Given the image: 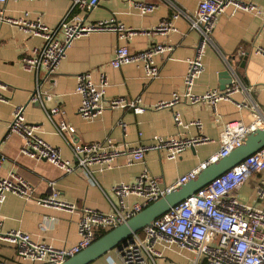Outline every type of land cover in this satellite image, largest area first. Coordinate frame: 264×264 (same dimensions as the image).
<instances>
[{"label": "crops", "instance_id": "1", "mask_svg": "<svg viewBox=\"0 0 264 264\" xmlns=\"http://www.w3.org/2000/svg\"><path fill=\"white\" fill-rule=\"evenodd\" d=\"M137 1L149 2L156 7L151 12L139 14L133 6ZM199 1L100 0L92 10L84 12L87 21L115 17L139 33L122 39L114 32L94 31L74 39L53 77L41 82L40 105L31 99L36 92L34 74L24 70L20 56L39 46L41 38L22 27L1 23L0 93L5 100L0 101V153L3 156L0 176L14 171L31 185L34 197L48 196L55 190L62 200L78 207L86 206L108 212L112 209L111 203H118L111 187L120 182H133L143 169L169 185L208 159L220 147V133L225 123L241 120L248 124L252 120L249 108L241 107L238 103L255 102L264 110V55L254 51L256 46L264 49V16L233 10L229 5L216 21L211 35L212 43L206 47L202 57L203 70L192 91L200 94L208 89L227 87L235 75L249 90H236L230 99L218 101L215 109L205 102L190 104L183 100L172 107L147 109L140 114L107 108L94 120H85L78 115L80 96L75 90L76 79L78 74L85 71H91L94 81H98L100 74L105 75L106 100L116 96L127 99L140 97L145 104H154L169 100L174 92H183L187 60L195 53L198 32L189 29L183 15L174 22L176 31L167 34L147 31L162 18H170L177 10L192 14ZM239 1L253 2L264 9V0ZM69 6V0H9L1 4L0 9L5 15L15 18L28 12L30 19L40 18L45 24L53 26ZM156 43L170 46V49L154 57L158 66L155 78H147L142 67L136 64L128 63L118 68L109 65L119 46H125L130 51H140ZM239 49L244 50L245 54L238 55ZM17 106H23L26 120L37 125L38 134L57 147L62 158L72 162L75 159L70 144L55 132L46 115L45 111L52 107L58 106L63 114L57 117H62L75 129L74 133L66 134L69 142L88 143L110 137L115 145L122 147L124 144L134 146L140 142H149L156 135H200L207 139L188 147L176 160H168L157 151L147 152L141 162H134L130 156L122 155L109 170L100 171L97 166H93L94 180H90L80 171L65 173L45 159L30 158L20 152L21 136L7 135L8 122ZM173 111L180 113L184 123L199 120L201 127H177L172 117ZM119 121L125 123L124 129L118 125ZM257 183L258 174H253L236 190V195L243 201L262 206L264 202L257 200ZM137 200L129 196L126 204L129 206ZM78 219L77 210L71 212L56 209L12 193H7L5 200L0 203V221L4 230L19 229L29 233L34 240L51 244L55 248H68L77 243ZM171 253L178 252L170 250L165 254L170 256ZM190 256L187 255V258ZM116 258L115 250L112 249L90 264H109ZM3 263L32 264L19 259L12 244L0 241V264Z\"/></svg>", "mask_w": 264, "mask_h": 264}, {"label": "built area", "instance_id": "2", "mask_svg": "<svg viewBox=\"0 0 264 264\" xmlns=\"http://www.w3.org/2000/svg\"><path fill=\"white\" fill-rule=\"evenodd\" d=\"M7 1L9 0H0V5ZM69 1V8L53 26L45 24L40 18L30 19L28 12H23L22 16L15 18L5 15L0 9V24L7 22L22 27L41 38L39 46L20 56V63L24 70L32 72L35 77L36 92L32 95V100L42 99L41 82L53 77L60 63L66 58L67 50L74 39L94 31L114 32L122 39H128L139 33L125 26L115 17L94 22L87 21L84 12L92 10L100 0ZM229 5L233 7V10L264 16V9L253 2L200 0L192 14L177 10L170 18H162L147 31L152 34L176 31L174 22L183 15L188 21L189 29L198 32L199 40L195 46V53L187 60L183 92H174L169 100L154 104H145L140 97L127 99L116 96L106 100L105 75L100 74L98 81H94L91 71H85L78 74L76 79L75 90L80 96L78 115L85 120H94L107 108L129 110L140 114L147 109L158 110L172 107L183 100L190 104L205 102L215 109L218 101L230 99L231 94L236 90L240 88L249 90L250 88L244 86L235 75L230 84L222 90L212 88L200 94L192 91L196 79L203 70L202 57L206 47L212 43L211 35L216 21ZM133 6L139 14L151 12L156 7L145 1L134 2ZM169 49L170 46L161 43L153 44L140 51H130L125 46H119L115 49L109 65L118 68L128 63L136 64L142 67L147 78H155L158 74V66L154 62V57ZM254 51L264 55V49L260 46H256ZM237 53L244 55L245 51L239 49ZM4 100L0 93V101ZM238 105L249 108L252 120L248 124L241 120L225 123L220 133V147L208 159L180 175L169 185H165L160 177L143 169L133 182H120L111 187L118 203H111L112 209L108 212L86 206L78 207L62 200L55 190L48 196L34 197L31 185L18 173L11 171L0 176V203L5 200L7 193H12L26 199H34L38 204L56 209L79 211L77 227L79 239L71 247L55 248L51 244L34 240L29 233L19 229L4 230L1 221L0 241L12 244L16 256L21 260L32 264H61L92 243L100 232L125 223L129 217L148 204L194 179L201 169L240 146L248 134L264 127V110L260 109L255 102L244 101ZM45 112L55 132L70 144L74 162L62 158L59 149L38 134L37 125L26 120L23 106L15 107L7 125V135L21 136L20 152L28 157L45 159L65 173L80 171L90 180H94L93 166H97L100 171L109 170L113 162L122 155L130 156L134 162H141L147 152L157 151L168 160H176L188 147L207 139L200 135L195 137L180 134L156 135L149 142H140L134 146L124 144L122 147L115 145L110 137L88 143L69 142L66 134L74 133L75 129L62 117H57L62 116L63 111L56 106ZM172 117L177 127L194 126L197 129L201 127L199 120L184 123L177 111L172 112ZM118 125L125 128V123L122 121H119ZM2 159L3 156L0 153V161ZM253 174H258L257 200L264 202L263 147L138 232L133 233L131 240L121 248L114 249L117 258L111 260L109 264H156L157 260L165 258V253L170 250H176L179 253L187 251L192 254L193 257L189 258L188 264H264V203L262 206H257L256 203L243 201L236 195V190ZM129 196H134L138 200L128 206L126 198Z\"/></svg>", "mask_w": 264, "mask_h": 264}, {"label": "water", "instance_id": "3", "mask_svg": "<svg viewBox=\"0 0 264 264\" xmlns=\"http://www.w3.org/2000/svg\"><path fill=\"white\" fill-rule=\"evenodd\" d=\"M231 82V81H230ZM225 86H222L223 89ZM40 105L39 100H35ZM264 147V127L248 134L240 146L234 148L226 156L211 162L201 169L194 179L170 190L164 196L148 204L142 210L129 217L122 223L101 236L97 237L87 247L64 260L61 264H90L99 257L115 248H121L131 240L133 233L138 232L154 219L166 213L185 198L195 194L213 179L228 171L239 162Z\"/></svg>", "mask_w": 264, "mask_h": 264}, {"label": "rangeland", "instance_id": "4", "mask_svg": "<svg viewBox=\"0 0 264 264\" xmlns=\"http://www.w3.org/2000/svg\"><path fill=\"white\" fill-rule=\"evenodd\" d=\"M187 251H183L182 253H171L170 256H166L165 258L157 260L156 264H188L189 259L187 258V255H189ZM190 258L193 257L192 254H190Z\"/></svg>", "mask_w": 264, "mask_h": 264}, {"label": "trees", "instance_id": "5", "mask_svg": "<svg viewBox=\"0 0 264 264\" xmlns=\"http://www.w3.org/2000/svg\"><path fill=\"white\" fill-rule=\"evenodd\" d=\"M105 232H107V231H102V232H100L98 235L101 236V235L104 234ZM99 236H98V237H99Z\"/></svg>", "mask_w": 264, "mask_h": 264}]
</instances>
